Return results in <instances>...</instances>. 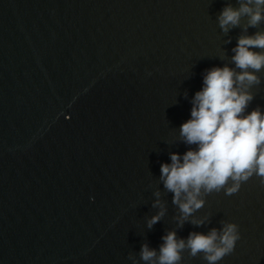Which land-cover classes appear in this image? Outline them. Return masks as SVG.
Segmentation results:
<instances>
[{"label": "water", "instance_id": "obj_1", "mask_svg": "<svg viewBox=\"0 0 264 264\" xmlns=\"http://www.w3.org/2000/svg\"><path fill=\"white\" fill-rule=\"evenodd\" d=\"M226 2L0 0V264H144L143 243L222 220L240 239L218 264H264L258 178L207 195L195 215L211 223L182 229L159 181L169 153L189 148L179 128L203 73L234 54L240 29L216 21ZM258 75L248 112L264 111ZM157 189L167 212L148 229ZM181 264L206 261L185 252Z\"/></svg>", "mask_w": 264, "mask_h": 264}, {"label": "clouds", "instance_id": "obj_2", "mask_svg": "<svg viewBox=\"0 0 264 264\" xmlns=\"http://www.w3.org/2000/svg\"><path fill=\"white\" fill-rule=\"evenodd\" d=\"M235 4L227 0L216 18L225 36L240 29L230 63L205 70L202 88L190 101V119L179 128L180 143L189 148L183 154L169 153L171 162L160 165L159 181L172 194L179 212L174 217L178 229L185 223L196 227L211 223L209 216L195 215L207 195L223 191L231 196L253 177L264 185V111L259 106L247 111L254 99L253 87L262 83L258 73L264 71V0H235ZM249 29L256 31L250 34ZM153 195L152 208L158 211L147 218L148 229L167 212L161 191ZM220 224L206 234L192 231L187 238L168 230L158 250L143 243L139 258L144 264H181L187 252L189 258L200 256L206 264H218L240 239L236 223L222 220ZM128 258L137 264L135 255Z\"/></svg>", "mask_w": 264, "mask_h": 264}]
</instances>
